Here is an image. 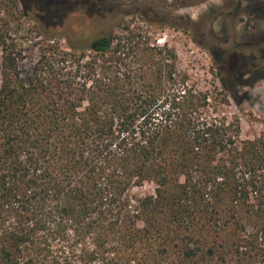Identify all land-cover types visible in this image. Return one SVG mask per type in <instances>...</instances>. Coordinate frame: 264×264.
I'll return each mask as SVG.
<instances>
[{
  "label": "trees",
  "instance_id": "16d2710c",
  "mask_svg": "<svg viewBox=\"0 0 264 264\" xmlns=\"http://www.w3.org/2000/svg\"><path fill=\"white\" fill-rule=\"evenodd\" d=\"M41 2L0 0V264H264V131L240 138L223 71L200 89L126 18L24 61L2 26ZM263 52L235 57L237 84Z\"/></svg>",
  "mask_w": 264,
  "mask_h": 264
},
{
  "label": "rangeland",
  "instance_id": "374dc122",
  "mask_svg": "<svg viewBox=\"0 0 264 264\" xmlns=\"http://www.w3.org/2000/svg\"><path fill=\"white\" fill-rule=\"evenodd\" d=\"M42 2L41 9H30L33 16H41L36 17L37 22L24 17L18 20L8 17L2 26L7 43L24 61L33 62L38 58L37 47L47 42L46 36L63 47L69 44L85 47L126 18L132 21L131 27H140L159 43L174 47L182 68L190 73L200 89L212 91L221 87L217 74L220 68L230 88L237 93V98L231 96L230 104L223 106V112L230 119L239 118L240 138L253 139L264 131V78L242 86L235 81V75L242 74L245 69L240 71L233 67L237 55H246L253 49L255 53L260 49L264 51V0ZM46 6L45 13L42 8ZM255 56L261 59L259 54ZM224 63L229 67H222ZM134 191L145 195L154 191V185L146 183Z\"/></svg>",
  "mask_w": 264,
  "mask_h": 264
},
{
  "label": "flooded vegetation",
  "instance_id": "af4514ba",
  "mask_svg": "<svg viewBox=\"0 0 264 264\" xmlns=\"http://www.w3.org/2000/svg\"><path fill=\"white\" fill-rule=\"evenodd\" d=\"M35 16H36L37 18H38V17H41L40 15H35ZM261 59H262V58H261Z\"/></svg>",
  "mask_w": 264,
  "mask_h": 264
}]
</instances>
